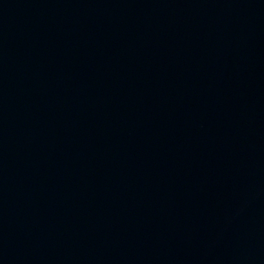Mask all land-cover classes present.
<instances>
[{"label": "water", "instance_id": "water-1", "mask_svg": "<svg viewBox=\"0 0 264 264\" xmlns=\"http://www.w3.org/2000/svg\"><path fill=\"white\" fill-rule=\"evenodd\" d=\"M0 264H264V0H0Z\"/></svg>", "mask_w": 264, "mask_h": 264}]
</instances>
